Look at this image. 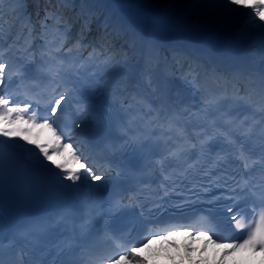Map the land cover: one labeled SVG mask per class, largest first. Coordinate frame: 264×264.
<instances>
[{"label": "snow or ice", "instance_id": "1", "mask_svg": "<svg viewBox=\"0 0 264 264\" xmlns=\"http://www.w3.org/2000/svg\"><path fill=\"white\" fill-rule=\"evenodd\" d=\"M72 2L56 0L64 5ZM95 2L81 0L82 4ZM134 2L161 8L177 23H193L196 17L203 18L204 24L230 25L248 17V35L261 46L259 64L222 71L199 53L175 50L169 61L156 40L136 34L126 40L129 50L124 51L113 40L125 32L116 24L109 31L110 17L104 21L102 42L85 43L89 18L79 39L69 46L72 23L60 9L45 12L38 32L23 17V26L13 38L15 25L7 22L5 29L4 6L15 5L11 12L21 18L27 0H0V137L4 138L0 140V264H26L25 255L27 264H148L140 255L142 249L184 231L209 235L213 243L231 249L226 255L243 250L264 252V0ZM37 39L43 43L33 48ZM17 56L36 65L35 76L18 65ZM161 63L169 76L179 73L183 93L177 91L173 96L168 80L154 83ZM242 80L248 85L242 86ZM254 94L259 99L244 120L237 122L220 111L226 102L229 109L252 107L249 101ZM197 95L201 105L193 111L194 105L185 103L184 96ZM42 106L44 115H40ZM69 109L78 116L74 124L82 143L90 145L101 135L107 140L100 167L81 159L83 150L74 146L61 127V118ZM210 112L217 117L210 118ZM220 119L232 126L230 131L217 125ZM257 126L259 135L254 139ZM218 136L228 147L210 159L209 141ZM234 136L244 139L238 142ZM248 142L254 147L246 148ZM154 153L161 155L153 162ZM135 157L145 161L139 172L125 163V158ZM21 160L27 167L21 166ZM230 160L239 164L231 168ZM157 172L161 178L157 188L142 182L141 176ZM42 180L63 191L58 210L28 219L5 243L6 196L21 188L40 189ZM130 183L135 186L126 187ZM217 189L223 191L205 199V194ZM220 199L231 200L233 205L240 200L255 203L247 224L243 217L237 218L239 213L231 217L238 231L247 229L243 237L220 236L209 216L195 213L194 205ZM148 201L150 207H146ZM169 208L193 215L187 220H162ZM137 210L139 217L147 214L149 220L139 240L129 245L114 223L136 216ZM203 223L209 227H196ZM18 242H23L18 258L6 259V249L17 247ZM52 249L57 258L45 260L43 256ZM34 252L38 253L35 257Z\"/></svg>", "mask_w": 264, "mask_h": 264}, {"label": "bare ground", "instance_id": "2", "mask_svg": "<svg viewBox=\"0 0 264 264\" xmlns=\"http://www.w3.org/2000/svg\"><path fill=\"white\" fill-rule=\"evenodd\" d=\"M89 8L100 12L98 18L100 20L109 16L112 19V23L118 25L124 32L136 33L144 39L156 40L160 46V50L163 49V53L172 51L170 46L180 47L185 52L199 53L212 62L216 60L213 63L222 68L223 66L220 64V61H225L223 63L228 64L226 65L227 67L233 64H236L237 67H250L259 64L260 61L261 48L245 49L233 44L232 24L222 25L213 22L204 24L203 18L197 20L196 17H192L193 23H177L171 13L154 5H137L134 0H105L100 3H91ZM164 44L168 47L166 48ZM166 57L169 60V56ZM156 76L158 79L154 83L168 80L173 85V96H175L177 91L183 93V91L173 84L163 63L157 68ZM247 85L248 82L245 80L242 86ZM184 102L194 105L193 111H198L201 105L199 95L195 97L184 96ZM65 115L70 116L74 121L78 119V116L72 109H69ZM2 139L4 138L0 137V140ZM9 143L20 142L10 141ZM25 147L32 146L25 145ZM13 151L19 153V150ZM85 152L86 150H83L84 155ZM86 156L93 158L88 155ZM45 163L47 162L45 161ZM20 164L22 167H27L26 162L23 160L20 161ZM41 184L42 188L40 189L29 190L21 188L11 197L6 196L4 224L9 238L12 237L14 230L28 219L55 211L53 195L48 184L44 180L41 181ZM158 241L170 243V245L180 243L184 245V247L181 246L182 251L187 249L193 251L192 255L197 253V257L189 258L190 260L186 259L191 261V264H226V261L220 258V254H215L213 251L218 249L221 251L220 253L222 251L226 253L230 251L229 248L214 246L212 240L209 239V235L195 236L190 233H176L167 239H159ZM20 247H23V242H18L17 247L14 248L19 249ZM204 249L208 250L205 254L202 252ZM25 252H27V249H25ZM250 252L251 254L242 256L238 262L232 264H261L260 260L255 258L253 254L264 257V253ZM33 254L35 256L38 255L35 252ZM180 255L186 256L183 252ZM43 258L45 260L57 258L55 249H52ZM162 258L173 260L175 257L174 254H171ZM232 259L228 257L229 261Z\"/></svg>", "mask_w": 264, "mask_h": 264}, {"label": "rangeland", "instance_id": "3", "mask_svg": "<svg viewBox=\"0 0 264 264\" xmlns=\"http://www.w3.org/2000/svg\"><path fill=\"white\" fill-rule=\"evenodd\" d=\"M102 1H105V0H96V3H100ZM72 4H73V6L75 7L76 11L78 12V14L80 16H83V17L88 16V17L94 18L95 19V25L98 26L99 31L102 32V35H103V33H104V21H105V18L102 19V20L98 19L100 12H96V11L92 10L91 8H89V5L91 3H83L82 4L81 3V0H73ZM23 14H24V12H23ZM111 20L112 19H110V26H109V29H108L109 31H111V25L113 24ZM20 21L22 22V19ZM240 21L237 22V23H235V24H232V27H233V31H232L233 44L234 45H239V46H241V47H243L245 49H249V48H251V49L261 48V46L259 44V41L256 40L255 38L250 37L248 35V27H246V28L243 27L242 29L239 30L238 25H239ZM134 34H136V33H134ZM131 35H132V33L125 32V35L123 37H120L121 40H122L120 45L122 46L123 42L125 44H127L126 43V40H128ZM136 35H138V34H136ZM77 39H79V38H72L71 37V41H70L69 46L71 45V43H75V41ZM92 42H96V41H92ZM33 48H36V47L33 46ZM175 50H177V48ZM167 54H169V53H167ZM164 55H166V54H164ZM171 55H172V53H171ZM15 59H16V61H18V60L21 61V62L18 63V65H21L24 68V70H26L27 68H29V66H33L34 65L36 67L35 64L25 63L19 56H17ZM213 62H216V60H214ZM223 62H225V61H223ZM223 62L220 61V64L223 67H227L226 65H228V64H224ZM220 64H218V65H220ZM235 66H236V64H235ZM231 69H233V67H231ZM173 76H170V78L172 79L171 81L173 83H175V85H177V87L181 91H184V88H185L184 84H181L180 82L175 81V79L173 78ZM37 83H41V81L39 80V81H37ZM44 83H46V81H44ZM41 110L44 111L43 106L41 107ZM44 114H45V112H44ZM74 135H73V137H74ZM72 140H75V137H74V139H71V142H73L74 146H77V143L75 141H72ZM16 142H20L22 144L24 143L23 141H16ZM65 142H68V141L66 140ZM81 159L88 161V159L87 158H83V156L81 157ZM181 246L184 247L183 244H174L173 243L172 245H167V243H163L162 244V243L157 242V241L154 240L148 248L142 249V251H141L140 254L144 258H152V259L153 258H156L158 256H168V255L174 254V257L175 258L173 259V261L176 262V263L177 262H180L182 260V257L180 255L181 252H183L184 254H186L185 257H187L188 259L189 258H193V257H197V253H195L194 255H192L193 254L192 253L193 251H190V250H187V249H184V251H182ZM173 250H175V251H173ZM202 252H203V254H205V253L208 252V250L207 249H204ZM213 253L220 254L219 250L213 251ZM248 254H251V252L250 251H243V252H239V253H236V254H230V255L223 254V256L222 255H219V256H220V258L222 260L226 261V264H232V263L238 262L239 259L242 256L248 255ZM253 255L255 256V258H257V259L260 260L259 262L261 264H264V257H259L256 254H253ZM228 257H231V259L232 258L233 259L231 261H229L228 260Z\"/></svg>", "mask_w": 264, "mask_h": 264}, {"label": "trees", "instance_id": "4", "mask_svg": "<svg viewBox=\"0 0 264 264\" xmlns=\"http://www.w3.org/2000/svg\"><path fill=\"white\" fill-rule=\"evenodd\" d=\"M13 7H15V5L5 4V6H4V12H5L4 19L6 21L5 29L8 28L7 22H11V23H14V25H15L14 32H19L20 29L22 28V26H20V27L18 26V19L19 18H17L16 15L11 12V8H13ZM54 9H60L63 16L66 19H68L69 22L72 23V31L79 28L80 29L79 34H81L82 25L84 24V22L80 18V16L77 13H75V9L71 5V3L64 5V4L56 3V0H27V4L25 5L26 13H28L29 16L32 18L33 25H35L37 32L39 31V22L44 19L45 12L51 11ZM86 19H89V18H86ZM248 19H249L248 17H245L240 21V23L238 25L239 30L242 29L243 27H245V28L248 27V25H247ZM48 22L51 23V21H48ZM89 29H90L89 31L84 33L86 38L91 37L94 33V26L92 24V19H91V23L89 25ZM96 41L99 42L98 39H96ZM37 42L39 44L43 43V41H40L38 39H37Z\"/></svg>", "mask_w": 264, "mask_h": 264}]
</instances>
